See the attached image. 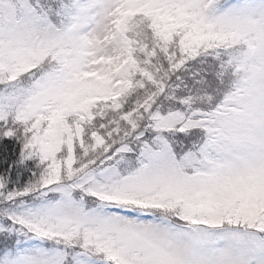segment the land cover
<instances>
[{
    "label": "snow or ice",
    "instance_id": "snow-or-ice-1",
    "mask_svg": "<svg viewBox=\"0 0 264 264\" xmlns=\"http://www.w3.org/2000/svg\"><path fill=\"white\" fill-rule=\"evenodd\" d=\"M0 264H264V0H0Z\"/></svg>",
    "mask_w": 264,
    "mask_h": 264
}]
</instances>
